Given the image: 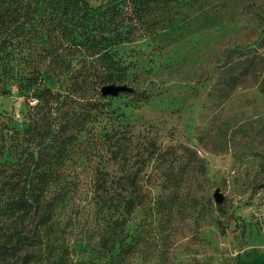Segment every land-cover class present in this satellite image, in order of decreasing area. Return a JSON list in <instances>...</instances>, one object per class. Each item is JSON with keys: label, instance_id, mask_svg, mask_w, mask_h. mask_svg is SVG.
<instances>
[{"label": "rangeland", "instance_id": "rangeland-1", "mask_svg": "<svg viewBox=\"0 0 264 264\" xmlns=\"http://www.w3.org/2000/svg\"><path fill=\"white\" fill-rule=\"evenodd\" d=\"M15 2L6 0L10 28L20 20ZM23 2L38 31L31 33L44 38L39 49L65 39L50 22V0ZM151 21L149 34L115 48L124 69L113 85L132 92L103 97L93 84L75 92L70 76L46 84L68 96L70 111L103 104L63 169L50 264H105L100 239L109 247L116 231L131 244L125 264H264V0H176ZM26 110L15 87L0 98L18 127ZM116 128L130 139L124 168L135 174L141 204L122 221L113 208L121 168L103 140Z\"/></svg>", "mask_w": 264, "mask_h": 264}, {"label": "trees", "instance_id": "trees-1", "mask_svg": "<svg viewBox=\"0 0 264 264\" xmlns=\"http://www.w3.org/2000/svg\"><path fill=\"white\" fill-rule=\"evenodd\" d=\"M23 1L15 2L19 25L10 28V7L14 5L0 0L7 6L0 11V98L10 96L15 87L27 106L22 127L0 111V264H50L49 240L66 200L63 169L78 137L89 131L103 104L89 100L82 113L70 111L68 96L46 84L53 77L61 82L70 76L75 92L83 90L82 84H93L100 92L103 86L120 81L118 75L124 68L115 48L149 34L150 27H156L152 14L176 0H110L97 7L87 0H50L48 7L56 14L50 21L52 27L67 35L46 50L37 45L44 42L43 36L31 33L38 31L33 29V18ZM38 7L36 4L35 13ZM71 28L77 34H71ZM18 62L28 70L20 72ZM31 101H35L33 106ZM125 137L116 128L103 138L109 160L121 168L115 183L121 200L113 202L121 221L141 205L135 174L124 168L130 156L126 143L130 139ZM100 243L109 252L105 264H125L131 251L126 236L119 238L116 231L109 247L104 237Z\"/></svg>", "mask_w": 264, "mask_h": 264}, {"label": "water", "instance_id": "water-1", "mask_svg": "<svg viewBox=\"0 0 264 264\" xmlns=\"http://www.w3.org/2000/svg\"><path fill=\"white\" fill-rule=\"evenodd\" d=\"M100 92L103 97H117L119 94L132 92V89L127 86L106 85L101 88ZM221 200V196L216 194V203H220Z\"/></svg>", "mask_w": 264, "mask_h": 264}]
</instances>
